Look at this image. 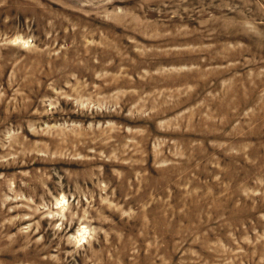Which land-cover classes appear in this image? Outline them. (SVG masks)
Returning a JSON list of instances; mask_svg holds the SVG:
<instances>
[{"label":"rangeland","instance_id":"rangeland-1","mask_svg":"<svg viewBox=\"0 0 264 264\" xmlns=\"http://www.w3.org/2000/svg\"><path fill=\"white\" fill-rule=\"evenodd\" d=\"M0 264H264V0H0Z\"/></svg>","mask_w":264,"mask_h":264}]
</instances>
